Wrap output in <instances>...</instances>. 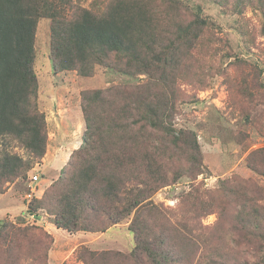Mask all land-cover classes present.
Returning <instances> with one entry per match:
<instances>
[{
	"label": "trees",
	"instance_id": "1",
	"mask_svg": "<svg viewBox=\"0 0 264 264\" xmlns=\"http://www.w3.org/2000/svg\"><path fill=\"white\" fill-rule=\"evenodd\" d=\"M69 2L0 0V138L19 141L28 153L27 158L6 150L0 154V193L1 185L25 179L46 149V123L37 106L38 79L33 70L35 32L41 17L50 19L49 58L54 71L90 75L95 65H103L139 74L159 67L150 82L158 84L208 24L200 12L186 24L173 16L175 36L159 45L158 24L139 3L116 0L102 12L83 8L67 16L63 4ZM261 30L264 34V25ZM172 110L167 93L148 85L82 92V142L71 153L66 172L42 197L25 199L27 216L39 218L37 211L43 209L56 228L71 234L104 232L129 220L126 230L133 243L128 254L115 260V253L101 252V264H237L230 251L235 248L223 247L213 237L216 232L200 229L198 219L216 211L221 217L231 213L234 242L241 237L253 250L264 252V205L261 188L254 182L229 177L212 190L191 184L181 196L180 208L174 210L151 201L160 187L178 178L169 180L164 173L166 141L178 146L189 162L190 179L203 169L195 133L166 125ZM154 132L155 140L146 134ZM261 151L264 147L251 151L246 159L249 170L259 174L263 173L257 168L258 158L264 161V155L257 157ZM186 213L195 221L194 228L183 220L181 214ZM28 229L0 219V264H20L23 248L18 240ZM76 256L84 264H94L97 254L83 248ZM240 264H261V260L247 258Z\"/></svg>",
	"mask_w": 264,
	"mask_h": 264
},
{
	"label": "rangeland",
	"instance_id": "2",
	"mask_svg": "<svg viewBox=\"0 0 264 264\" xmlns=\"http://www.w3.org/2000/svg\"><path fill=\"white\" fill-rule=\"evenodd\" d=\"M60 1L64 0H56L57 3ZM115 1L70 0L63 4V10L67 16L82 12L83 8L102 12ZM127 1L139 3L145 12H151L159 28V45L175 36L173 16H178L180 22L186 24L193 21L195 12H200L208 24L201 29L191 47L186 48L180 60L168 68L162 83L158 84L150 82L151 75H156L159 67H148L145 73L139 74H125L103 65H95L90 75H81L76 70L54 71L49 58L50 19H39L34 39L33 70L38 79L37 106L46 123V149L25 179L18 178L1 185L4 190L0 193V219L29 228L18 240L23 248L20 264H84L76 256L77 251L83 248L96 253L93 263L101 264L99 253H115L116 260L119 259L117 256L122 257L131 249L132 236L126 230L129 220L104 232L71 234L56 228L43 209L37 211L41 213L39 218L27 216L25 212L28 177L38 175L33 196L41 198L63 171L66 172L71 153L80 146L85 129L81 95L87 90L126 85H148L154 91L159 89L167 93L173 104V117L166 125L195 133L202 173L194 180L190 179L188 174L192 168L189 162L178 146L172 147L166 141L169 149L164 157V173L169 180L174 176L178 178L167 182L151 196V201L157 206L177 209L181 205V196L191 188V184L198 183L202 189L212 190L222 179L229 177L256 183L261 188V203L264 205V161L258 158L257 168L262 174L252 172L246 165L251 151L264 147V34L261 30L264 0ZM122 96L127 97L128 94L123 93ZM146 134L155 140L157 132ZM4 150L28 157L22 144L11 138H0V154ZM259 154L257 157L261 158L264 151ZM230 214L221 217L216 211L199 218L201 231H214L213 237L223 247L235 248L230 250L232 262L240 264L248 258L259 259L264 264V252L253 250L241 237L238 242L233 241L236 234L233 233ZM181 215L194 228L191 214ZM23 217L19 222L18 218Z\"/></svg>",
	"mask_w": 264,
	"mask_h": 264
},
{
	"label": "built area",
	"instance_id": "3",
	"mask_svg": "<svg viewBox=\"0 0 264 264\" xmlns=\"http://www.w3.org/2000/svg\"><path fill=\"white\" fill-rule=\"evenodd\" d=\"M37 180H38V175L37 174H33L32 176H30V179L28 180V189H27V191L25 193V197L27 199L32 198V196L34 195L35 185H36ZM31 217L37 218L36 215H31Z\"/></svg>",
	"mask_w": 264,
	"mask_h": 264
},
{
	"label": "crops",
	"instance_id": "4",
	"mask_svg": "<svg viewBox=\"0 0 264 264\" xmlns=\"http://www.w3.org/2000/svg\"><path fill=\"white\" fill-rule=\"evenodd\" d=\"M58 155H59V154H58ZM58 155H57V157H58V159H59V156H58ZM60 158H61V157H60ZM59 160H60V159H59ZM56 161H57V160H56ZM56 161H55V162H56Z\"/></svg>",
	"mask_w": 264,
	"mask_h": 264
}]
</instances>
